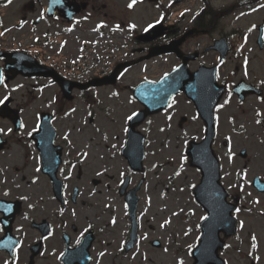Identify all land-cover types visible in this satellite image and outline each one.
Masks as SVG:
<instances>
[{"label": "flooded vegetation", "instance_id": "1", "mask_svg": "<svg viewBox=\"0 0 264 264\" xmlns=\"http://www.w3.org/2000/svg\"><path fill=\"white\" fill-rule=\"evenodd\" d=\"M17 1L0 0V78H2L0 101H3L0 103V264H100V256H96L94 249L99 234L96 232L94 222L89 221V217L93 216L98 222L100 216H97L95 207L87 205V202L83 206L84 203L76 200L80 194L77 185L74 184L72 192L69 193L67 180L60 173L64 159L57 173L61 181L59 198L56 196L53 181L42 173L48 192L44 200L46 204L37 199L32 190L33 184L38 180L35 176H28L26 170L28 166L25 164V160L33 152L41 166L33 134L37 131L39 120L44 114L50 116L51 125L55 129V143L61 146V157L64 155L65 138L57 133L54 125L56 117L65 107L71 106L76 98L83 100L87 105V101L97 94L95 91L97 88L72 91L70 98L63 95L61 97L59 85L39 72L73 74V69H76L85 80L101 79L111 75L115 65L121 61L145 55L151 47L163 45L192 30L179 45L181 54L188 57L194 55L186 65L191 71L198 69L199 66L213 67L216 82L224 87L223 99L214 109V129L217 133L219 128L215 114L224 99L239 106L244 105L249 97H253L264 105L262 76L257 78L252 73L253 67L249 66L250 61L258 59V56L255 53L249 56L247 51L258 34L257 25H250L249 28V36L253 34L252 42L247 40L246 29L237 26L236 22L227 23L228 17L232 14H240L237 19H241L247 11L249 13L256 11L255 0H220L218 4L216 0H207L205 4L199 0L195 13L180 18L176 23L170 22V16L165 17L168 8H163V2H158L157 9L160 15L155 22L162 24L164 34L153 41H143L139 37L144 32L150 37L154 25L148 26L142 33H134L126 13L118 21L115 3L112 0H25L20 3ZM231 1L233 2L230 3ZM171 3L174 6L169 8L168 12L175 7L174 0ZM77 6L81 9L71 21L68 20L67 15ZM12 7L15 8L13 19L7 16ZM90 20L96 23L94 27L88 28L86 25ZM118 25L120 29L127 27L131 35L127 47L120 48L115 42L118 37ZM70 41H73V46H68ZM51 57L56 62L53 65L51 63L46 65L45 61ZM171 57H174L175 61H167L166 71L181 61L177 55L171 54ZM80 59L83 64L81 70H78L76 64ZM148 61L150 60L145 62ZM95 69L98 71L94 72ZM145 69L147 70V66ZM127 70L118 75L115 84L100 89L109 93L117 91L116 86ZM245 83L259 88L261 95L250 94L239 100L233 87ZM187 103L193 108L191 103L188 101ZM171 105H174V102ZM193 111L195 113V108ZM30 112L33 115L32 126L28 117ZM198 120L203 136L206 124L204 120L200 118ZM216 138L217 135L212 143V150L215 153L218 141ZM218 161L220 183L224 191L228 194L229 200L237 198V207L233 212L235 215L239 207L240 192L233 188L228 174L222 171L223 162L220 158ZM192 169L199 173L194 166ZM196 183L194 181L192 184L191 195ZM75 191L77 193L72 200ZM31 197L35 198V203L29 205L27 199ZM76 209L79 211L84 209L85 217H78L77 212L73 211ZM127 220L129 222L124 227L125 235L122 239L124 252L130 242L132 231V219L127 216ZM201 220L198 218L195 225L196 244L201 239ZM135 230L138 235L134 246L140 235L137 214ZM220 237L226 248V240L230 237H224L223 233H220ZM152 241L149 243L153 247Z\"/></svg>", "mask_w": 264, "mask_h": 264}, {"label": "rangeland", "instance_id": "2", "mask_svg": "<svg viewBox=\"0 0 264 264\" xmlns=\"http://www.w3.org/2000/svg\"><path fill=\"white\" fill-rule=\"evenodd\" d=\"M112 1L118 20L126 13L138 32L154 24L160 15L157 8L146 0H136L135 3L132 0ZM163 1L171 6V0ZM216 2L218 4L220 0ZM198 4V0H186L176 5L170 22L176 23L180 18L195 13ZM257 5L259 8L256 11L245 13L241 19H237L240 14L230 15L227 23L236 22L244 29L258 23L264 17V0ZM12 8L7 12L11 19L15 15V8ZM95 23L90 20L85 25L89 28ZM247 40L251 41L249 37ZM70 45L73 46V41L68 43ZM252 49L258 59L250 61L249 66L254 69L251 72L257 78L262 76L264 83V48L259 51L256 46H250L247 50L249 55L253 54ZM167 59L171 60L170 57ZM164 67L158 60L134 66L124 72L116 86L117 91L113 88L114 91L109 93L99 88L88 105L76 98L56 117L54 125L57 133L65 138L64 163L60 173L67 180L69 193L73 185H77L80 194L76 200L84 203L83 206L87 202V205L95 207L97 216H100L98 222L93 216L89 217L99 234L94 249L96 256H100V264L193 262L191 251L197 241L195 225L203 212L192 200L190 192V187L194 181H199L200 175L189 165L184 148L190 140H199L202 135L200 120L185 97L179 95L166 113L149 116L136 127L145 138L146 155L142 171L131 172L125 158L120 155L126 135V120L139 108L130 99V88L143 78L156 77ZM233 103L224 99L215 114L219 128L216 153L223 162L222 171L228 174L233 188L241 193L235 214L239 222L238 230L226 240V248L220 255L227 264H264V193L256 192L251 185L254 176H264V105L253 97H249L244 105L235 106ZM180 114H185L188 119L181 129L178 128ZM28 115L32 126L33 115L31 112ZM242 148L247 152L245 158L239 157ZM25 162L28 176H35L38 180L32 190L37 199L46 204L44 200L48 192L39 159L32 152ZM126 175L130 176L129 186L143 178L137 193L140 235L131 252H124L122 248L124 227L129 220L124 198L118 192L119 184ZM34 201L33 197L27 199L29 205ZM73 211L81 218L86 215L84 209ZM153 238L161 241L160 247L150 245Z\"/></svg>", "mask_w": 264, "mask_h": 264}, {"label": "water", "instance_id": "3", "mask_svg": "<svg viewBox=\"0 0 264 264\" xmlns=\"http://www.w3.org/2000/svg\"><path fill=\"white\" fill-rule=\"evenodd\" d=\"M186 36L187 35L177 40L174 45H166L162 48L155 49L152 54H148L146 57L150 58L153 55L155 56V54L175 52L177 45L180 44ZM258 40L259 46H261V35ZM135 62L137 61L123 62L116 67V70L110 77L92 79L87 83L69 84L56 76H53V78L55 81L60 82L62 91L68 95L73 87L81 89L92 86H101L102 84H113L116 80V75L123 70V68L133 65ZM182 65L168 73L166 77L160 79L157 83L146 81L135 87L134 97L145 106V110L137 112L131 117V119H129L127 139L121 153L125 156L128 164L133 170H142L141 162L144 158V137L140 132L135 131L137 124L141 123L147 114L156 113L158 110L164 108L168 104L171 95L180 90H183L189 99L191 98L197 112L207 123V132L203 141L199 143L192 141L190 147L185 150L191 158V165L196 166L202 175L194 194L196 195L199 204L202 205L207 212L206 219L201 223L202 234L200 236V242L192 251V256L195 260L193 264H224L223 260L217 256V251L219 248L223 247V242L218 237V233L222 231L226 236L234 234L235 219L230 215L234 205L226 203L227 193H225L223 187L219 183L220 172L218 161L211 150L212 138L214 136L212 110L213 106L221 98L223 89L216 85L214 80L215 76L212 71L208 74L201 70L194 73H188L186 66ZM240 89L241 91H238L239 89H237V93L242 99L244 94L252 92L251 89L253 88H249L248 86V88ZM39 126L40 131L36 138V147L41 152L43 158L42 169L54 182V190L56 191V195L59 196L61 193V183L56 179L55 174L57 166L60 163V148L53 146L54 132L52 125H50L49 118L42 117ZM241 155H244V150L241 152ZM253 181V185L258 191H264V179L260 180L255 178ZM140 182L141 181H139V184L135 188L126 192L128 184V178H126L121 184L119 190L120 194H124L129 209V216L130 219H132L130 242L126 246V249L132 247L136 238L134 213L138 197H136L135 194L140 188ZM153 243L159 245L158 241H154Z\"/></svg>", "mask_w": 264, "mask_h": 264}, {"label": "snow or ice", "instance_id": "4", "mask_svg": "<svg viewBox=\"0 0 264 264\" xmlns=\"http://www.w3.org/2000/svg\"><path fill=\"white\" fill-rule=\"evenodd\" d=\"M132 2L135 3L136 0H132ZM129 7H132V4H129ZM150 27H151V26H150ZM0 79H2V78H0ZM0 103H3V101H0ZM129 119H131V117H129ZM22 126H23V125H22Z\"/></svg>", "mask_w": 264, "mask_h": 264}]
</instances>
